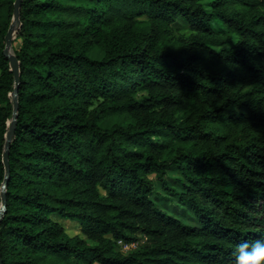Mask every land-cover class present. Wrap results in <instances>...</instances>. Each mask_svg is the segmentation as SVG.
I'll return each mask as SVG.
<instances>
[{"label": "trees", "instance_id": "16d2710c", "mask_svg": "<svg viewBox=\"0 0 264 264\" xmlns=\"http://www.w3.org/2000/svg\"><path fill=\"white\" fill-rule=\"evenodd\" d=\"M20 19L3 264H233L264 235V0H23Z\"/></svg>", "mask_w": 264, "mask_h": 264}, {"label": "water", "instance_id": "95a60500", "mask_svg": "<svg viewBox=\"0 0 264 264\" xmlns=\"http://www.w3.org/2000/svg\"><path fill=\"white\" fill-rule=\"evenodd\" d=\"M23 0H15L14 2V14L13 19L8 29V32L5 36L6 45L4 48V54L10 61L11 71L14 74L15 78V90L11 93L12 103H13V115L12 118L8 121V130L6 133V142H5V150L3 154V163L5 166V179L1 186L0 190V224L4 217L6 207H7V185L10 177V163H9V151L11 147V143L15 136V131L17 127V120H18V112H19V96H18V86L20 82V62L18 57L13 51V43L14 40L17 38V32L21 28V19H20V12ZM0 264H3L2 255L0 250Z\"/></svg>", "mask_w": 264, "mask_h": 264}, {"label": "clouds", "instance_id": "9594fccd", "mask_svg": "<svg viewBox=\"0 0 264 264\" xmlns=\"http://www.w3.org/2000/svg\"><path fill=\"white\" fill-rule=\"evenodd\" d=\"M232 256L233 264H264V235L236 245Z\"/></svg>", "mask_w": 264, "mask_h": 264}, {"label": "rangeland", "instance_id": "374dc122", "mask_svg": "<svg viewBox=\"0 0 264 264\" xmlns=\"http://www.w3.org/2000/svg\"><path fill=\"white\" fill-rule=\"evenodd\" d=\"M20 46V41L18 40H15L14 43H13V51H14V48H18ZM90 55L94 58H99L102 56V53L100 52V50H98L97 48H94ZM0 203H1V198H0ZM164 203H167L166 201H162V204ZM184 221H187V220H184ZM64 223V226L66 228V230L71 234V235H75V234H82L81 231H80V227L79 225L76 223V222H71V221H63ZM120 245V244H119ZM136 245H128V246H123V245H120V249L123 251V252H128L129 250L135 248Z\"/></svg>", "mask_w": 264, "mask_h": 264}, {"label": "built area", "instance_id": "2783aa9c", "mask_svg": "<svg viewBox=\"0 0 264 264\" xmlns=\"http://www.w3.org/2000/svg\"><path fill=\"white\" fill-rule=\"evenodd\" d=\"M118 243H119L120 245H123V246H124V245H125V246H128V245H136V244H125L123 241H119Z\"/></svg>", "mask_w": 264, "mask_h": 264}]
</instances>
